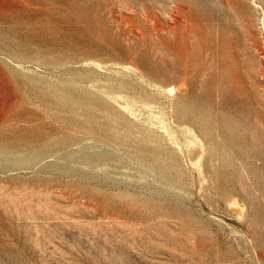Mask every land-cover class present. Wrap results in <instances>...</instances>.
I'll list each match as a JSON object with an SVG mask.
<instances>
[{
    "label": "rangeland",
    "instance_id": "obj_1",
    "mask_svg": "<svg viewBox=\"0 0 264 264\" xmlns=\"http://www.w3.org/2000/svg\"><path fill=\"white\" fill-rule=\"evenodd\" d=\"M0 264H264V0H0Z\"/></svg>",
    "mask_w": 264,
    "mask_h": 264
},
{
    "label": "bare ground",
    "instance_id": "obj_2",
    "mask_svg": "<svg viewBox=\"0 0 264 264\" xmlns=\"http://www.w3.org/2000/svg\"><path fill=\"white\" fill-rule=\"evenodd\" d=\"M59 3V2H58ZM38 4V3H37ZM46 6V5H45ZM70 6V5H69ZM35 11V10H34ZM32 15V14H31ZM39 16H40V14H38ZM75 20V19H74ZM62 22V21H61ZM64 23V22H63ZM70 23V22H69ZM61 25V24H60ZM64 27V26H63ZM83 28V27H82ZM63 29V28H62ZM55 44H56V41H57V39L56 38H54L53 40H52ZM68 46H71L72 45V42H68V44H67ZM49 93H52V94H56V91L54 90V89H49ZM237 137H233L232 136V141H233V143H236V141H237ZM21 146H23V147H25V148H27L29 151H33L34 150V146H32V145H30L29 143H27V142H22L21 144H20ZM256 153H257V151H255ZM255 152H251V155H255Z\"/></svg>",
    "mask_w": 264,
    "mask_h": 264
}]
</instances>
